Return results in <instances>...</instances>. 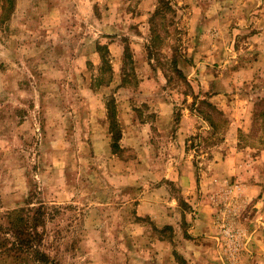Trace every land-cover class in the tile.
I'll return each instance as SVG.
<instances>
[{
	"label": "rangeland",
	"instance_id": "obj_1",
	"mask_svg": "<svg viewBox=\"0 0 264 264\" xmlns=\"http://www.w3.org/2000/svg\"><path fill=\"white\" fill-rule=\"evenodd\" d=\"M241 1L157 0L147 17L142 0L0 2V226L16 209H30L31 219L45 224L22 232L17 261L0 255V264H195L182 186L158 178L173 162L199 184L205 174H218L206 185L222 189L212 233L220 243L206 264H264V242H256L264 237V76L242 74L258 58L264 69V23L238 16L251 9L240 6L264 13V0ZM201 7L215 16L200 17ZM220 14V34L200 32ZM97 45L103 63L94 55ZM161 102L174 105L186 131L149 129L141 146L131 144L127 138L140 123L158 120ZM107 128L108 155H115L99 160L91 139ZM233 152L239 158L229 167L214 168V160ZM126 159L129 172L139 170L140 186L120 189L115 176ZM160 181L169 182L164 198L174 204L139 214L138 203ZM242 181L263 190L232 194ZM252 243L258 247L248 253Z\"/></svg>",
	"mask_w": 264,
	"mask_h": 264
},
{
	"label": "crops",
	"instance_id": "obj_2",
	"mask_svg": "<svg viewBox=\"0 0 264 264\" xmlns=\"http://www.w3.org/2000/svg\"><path fill=\"white\" fill-rule=\"evenodd\" d=\"M181 1H185V0H181ZM219 1V0H218ZM250 2H252L253 0H249ZM177 2L180 3V0H177ZM242 3H244V1H241ZM151 3H153L151 5ZM158 3L157 0H142V4L144 6H148L146 8H144V12L146 14V17L150 15V12H155L156 8L158 7ZM261 3V2H260ZM152 6V7H151ZM259 6V5H257ZM203 7V6H202ZM200 8V13L199 16L200 17H211L213 18L215 16L214 13L210 14L208 13V9L205 8ZM248 7H250L251 9L249 11L243 12V13H239L238 16H243V17H254V15H256L257 20L259 21V24H263L264 23V13L261 12L260 10L258 11H254L253 10V5L252 6H247V7H239V10H248ZM207 8V7H206ZM247 8V9H245ZM260 8V7H259ZM141 17H145V16H141ZM222 20V21H221ZM224 18H222V15L220 14L219 17H217L215 20L213 19V24L214 25H210V29H208L207 27H202V29H200V32H204L205 34H208L210 32L213 33H221V24H223L224 22ZM219 25L218 27H214L215 25ZM114 46H115V42H110L108 43V45L106 46V50L107 52L111 53L114 50ZM126 48L124 49L123 55L125 53ZM263 50H264V46H263ZM96 53L98 54L99 58H100V62L103 63L104 61H106L107 59H105V54L104 52L101 50V48L99 47V45H97L96 50L94 51V55H96ZM122 55V62H121V66L120 68H115V73H114V78H113V82H121L123 80V68H124V64H125V57H123ZM262 58V57H261ZM113 61V60H112ZM111 62V61H110ZM201 63H207L210 64L209 62H207L206 60L201 61ZM116 66H119V61L116 60ZM261 65H260V58H258V60H251L250 62H248V65L246 68H244V70L242 71V74L244 76V78H250V79H255L254 77L256 75H258L260 73V75L264 76V69H261ZM245 73H247V76L245 75ZM264 87V86H263ZM264 95V93H263ZM215 98H217V96H214ZM213 100V98H212ZM108 112V111H107ZM106 112V113H107ZM158 115L157 118L158 120H156V122H152L151 124H147V123H140L139 124V130L137 131V133L134 132V136L133 138H127V140L129 142H131V144H134L136 141H138L139 139L143 138L142 136L145 135V132H147L149 129L150 131H152L153 129L158 130V132L166 135L168 133L171 134L172 132H176L177 134L182 136V132L186 131L183 125H178L177 122L175 121L174 118V105L170 102H161L160 106H158L157 111ZM103 113V111H102ZM247 114V113H246ZM106 115V114H104ZM108 115V113H107ZM251 116L252 113L250 112V121H251ZM109 117V116H107ZM248 119V121H249ZM210 124V127L212 129H215L214 126L212 125L211 122H208ZM238 128H245V122L244 119L241 121L240 119L238 120ZM179 126L181 128H179ZM110 128V126L108 127ZM107 128V132L103 133V135H95L91 140H92V146L94 147V156L97 157L99 160L101 159H107L108 157H110L111 155H115V154H111L108 155L110 153V148L112 146V138L109 135V129ZM179 129V131H178ZM244 129V130H245ZM128 134L125 132L124 136L121 138L122 142H125L126 136ZM163 138V137H162ZM142 140H139V146L142 145ZM146 143V141L144 142ZM122 147H125V145H123ZM236 158H239V155L237 152H233L230 153L229 155L224 156V158H222V160H214V162H216V166L214 165V168H221L224 169L225 167H229L228 163L231 160H236ZM170 161H173L172 159H169ZM140 161L143 162L142 167L145 165V161L146 159H140ZM260 163L263 162L264 163V153L260 156ZM120 165H118V167H120L119 171L117 172V174H119L118 176H115L117 178H119L120 180V189H127V188H135V186H140L138 185L137 181L138 179H140V176L137 175L138 171H134V172H129L128 170V163H127V159L126 160H121L120 161ZM177 166V163H172V169H170V171H168V173L166 172H160L159 174V179L163 180L166 179L167 181L170 180V182L173 181H178L180 183V185L182 186V194L186 197V200L189 204L190 207V213H187L188 216V227H189V233L192 234L191 238L194 239L195 244H194V255H190V260L192 259L194 261L195 264H206V261L204 260L205 256L207 254H210L211 251H214L217 249L216 248V244H219L220 242H217L214 238H218L220 239L219 235H213L212 233L215 232L217 234V231L215 230V226H214V216L218 210V204H219V200H220V193L222 192V189H209L208 186L206 184H209L210 180H214L215 181V177L218 175L216 173V171H212L209 172L207 174H205V176H202L200 179V184L198 181V178L194 176L193 179L187 177L185 175V172L183 171L181 174H178L177 171H175L177 168L175 167ZM225 166V167H224ZM124 168V170H123ZM238 170V169H237ZM235 170L234 174H239L238 171ZM131 173V174H130ZM115 174V175H117ZM215 174V175H214ZM130 176V178H129ZM211 176V178H210ZM264 176V175H263ZM242 177V176H240ZM134 178V180L132 181V179ZM202 178H204L202 180ZM258 182H261L260 180H258ZM168 183V184H167ZM244 182L242 181L241 184H243ZM239 185L238 189H233L231 191L232 194H235V191L237 194H239L240 192H243L244 195H246V197H249L251 193L258 191L257 193L260 194L262 192V185H257V183H254L253 181L250 182V184L246 185L245 183L243 185ZM169 185V182H158V184H156L153 188L152 191H150L149 196L145 197L144 199H141L142 201L138 203V212L139 214H143L146 215L148 213V215L150 214L149 212H145L146 211V207H151V208H163L162 210H166L169 206L171 207L174 203H169V201L164 198V195H166V193L168 192L169 189H167V186ZM260 188V189H258ZM172 197V196H171ZM148 198L151 201L146 202L145 199ZM171 211V210H169ZM153 215V214H152ZM195 215V216H194ZM155 216L153 217V220H155ZM158 221V220H157ZM174 221H170L168 223H163V225L165 224H174ZM158 225H162L161 219L158 221ZM177 225V222H176ZM210 234V239H213V247L209 246L211 244L206 243V241L208 240L206 237L209 236ZM202 237V238H200ZM158 241L160 243L162 240L160 238H158ZM264 242V237H260L257 240L256 237V242ZM165 243V242H164ZM154 245V243H152ZM252 243L251 246L249 248H247L246 250L249 252H251V250H255L254 247L256 245H254ZM258 247V246H257ZM257 247H255L257 249ZM209 252V253H208ZM154 254V252H153ZM157 254V253H156ZM155 257V254H154ZM193 264V263H192Z\"/></svg>",
	"mask_w": 264,
	"mask_h": 264
},
{
	"label": "trees",
	"instance_id": "obj_3",
	"mask_svg": "<svg viewBox=\"0 0 264 264\" xmlns=\"http://www.w3.org/2000/svg\"><path fill=\"white\" fill-rule=\"evenodd\" d=\"M14 0H0L2 4L5 2H10L12 3ZM213 125V123H212ZM214 126V125H213ZM24 210H13L9 215H14V219L9 221V225L2 227L0 226V231H3L2 228H5V233L11 235V238L8 236L2 237L0 236V255H5L7 257H10L14 260H16L19 256L18 253L16 255L15 253V247L17 246L18 240L21 238V233L28 231L29 235L31 233L38 232L39 227H44V221L36 223L35 222V217L31 219V210L28 209L25 212ZM28 235V236H29ZM14 237V239H13ZM16 258V259H15ZM43 259H46V256L43 255ZM17 261V260H16ZM49 264H53L50 263Z\"/></svg>",
	"mask_w": 264,
	"mask_h": 264
}]
</instances>
